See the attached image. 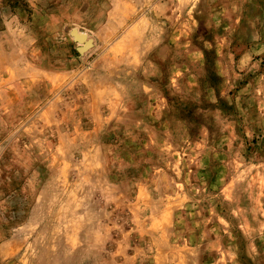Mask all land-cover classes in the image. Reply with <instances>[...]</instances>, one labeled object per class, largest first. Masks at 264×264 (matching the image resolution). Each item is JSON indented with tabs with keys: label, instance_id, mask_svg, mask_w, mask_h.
<instances>
[{
	"label": "rangeland",
	"instance_id": "374dc122",
	"mask_svg": "<svg viewBox=\"0 0 264 264\" xmlns=\"http://www.w3.org/2000/svg\"><path fill=\"white\" fill-rule=\"evenodd\" d=\"M0 264H264V0H0Z\"/></svg>",
	"mask_w": 264,
	"mask_h": 264
},
{
	"label": "water",
	"instance_id": "95a60500",
	"mask_svg": "<svg viewBox=\"0 0 264 264\" xmlns=\"http://www.w3.org/2000/svg\"><path fill=\"white\" fill-rule=\"evenodd\" d=\"M70 36L73 38L75 42L84 45V47L79 49V51H84L90 47V44L85 41V36L82 34H79L77 31H72L70 33Z\"/></svg>",
	"mask_w": 264,
	"mask_h": 264
}]
</instances>
